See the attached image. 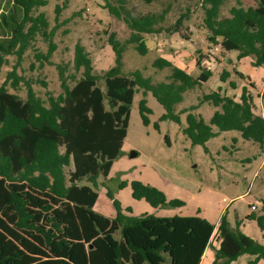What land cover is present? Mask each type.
Returning <instances> with one entry per match:
<instances>
[{
  "label": "trees",
  "instance_id": "16d2710c",
  "mask_svg": "<svg viewBox=\"0 0 264 264\" xmlns=\"http://www.w3.org/2000/svg\"><path fill=\"white\" fill-rule=\"evenodd\" d=\"M200 1L212 34L209 41L221 42L226 50L237 51L238 59L250 57L254 66L264 68V0L248 5L235 0L227 16L222 15L227 0ZM48 3L0 0V70L10 64V57L16 58L0 85V264H199L215 228L209 220L136 215L111 191L107 194L115 216H107L95 209L99 178H109L115 160L123 154L138 92H151L164 107L161 120L180 122V114L186 112L183 131L194 145L208 150L211 138L237 130L242 138L264 149V117L254 111L252 90L243 86L237 100L219 87L203 93L198 105L178 112L185 95L207 82L213 71L202 67L195 77L167 58L157 57L153 67L168 72L163 80L145 76L140 69L125 73L128 44L146 55L145 34L178 32L182 20L164 27L165 9L161 15L145 12L135 16L127 8V0H117L107 1L106 7L126 23L130 34L125 40L118 39L115 32L109 37L115 65L103 74L95 73L90 53L77 43L74 73H68L70 63L57 65L62 90L55 94L47 89L42 96L34 87L36 80L22 73L21 66L30 51L36 58L30 70L52 64L58 48L54 39L57 26L50 29L46 12L40 10ZM61 10L57 5V22ZM39 36L48 44L46 51L36 46ZM197 62L200 66L201 60ZM234 72L249 80L244 73ZM231 75L224 69L220 80L229 81ZM41 82L48 86L47 81ZM229 85L234 90L238 87L233 80ZM250 85L255 87L253 82ZM22 88L25 96L19 93ZM261 99L264 106V91ZM204 102L216 108L209 121L195 112ZM139 112L143 124L149 125L152 109L145 97L139 102ZM128 185L134 199H143L154 208L184 205L139 180L122 181L119 188ZM248 218L264 231V215L252 213ZM216 240L219 246L214 247L212 264H231L245 254L253 256L248 264L264 259V242L244 233L239 224L231 226L226 214L220 219Z\"/></svg>",
  "mask_w": 264,
  "mask_h": 264
},
{
  "label": "rangeland",
  "instance_id": "374dc122",
  "mask_svg": "<svg viewBox=\"0 0 264 264\" xmlns=\"http://www.w3.org/2000/svg\"><path fill=\"white\" fill-rule=\"evenodd\" d=\"M107 1L115 3L117 0H49L48 5L40 9L46 12L50 29L57 26L54 39L58 48L51 57L52 64L46 63L41 69L30 70L31 62L36 60L35 52L30 51L21 66L22 73L36 80L34 87L40 95L45 96L47 89L55 94L61 92L57 65L70 63L68 73H74L77 43L84 45L90 53L95 73L103 74L115 65V53L108 42L109 37L115 32L118 39L125 40L129 37L130 29L123 20L110 13L106 7ZM253 3V0H244L245 5ZM235 4V0H227L222 6V15H229L230 8ZM57 5L62 6L58 22L55 20ZM127 8L135 16L145 12L161 15L165 9L167 13L161 22L164 27L177 25L180 20L182 23L175 33L164 30L161 33L145 34L144 40L149 48L146 55H141L133 44H128L124 52L125 73L140 69L145 76L163 80L168 72L153 67L157 57L169 58L196 77L200 75L202 67L212 69L213 75L207 82L185 95L184 102L178 106L179 112L191 105H198L203 93L218 91L221 73L228 69L232 72L228 80L235 81L240 87L234 90L229 85L228 93L239 100L243 86H248L252 89L254 100L258 101L254 103V111L264 117V107L257 94L264 85V68L253 66L250 58H244L246 60L242 68L251 76L247 75L249 80L242 79L234 72L241 60L237 58L236 51L226 50L220 42L215 56L211 55L210 49L214 44L209 41L212 34L205 24V12L200 0H127ZM36 46L46 51L48 44L39 36ZM198 59L201 60L200 66ZM15 61V57H10V64L0 70V85L6 78V71L12 68ZM81 74L82 71L76 75L80 77ZM40 80L47 81L48 86L45 87ZM251 82L256 88L251 87ZM242 83L245 85L241 86ZM19 93L25 96L26 90L22 88ZM142 98V92L135 95L122 156L115 160L109 178H99V199L95 205L97 211L115 216L108 191L121 201L124 208L131 207L137 215L152 213L170 217L163 216V211L171 210L178 215L202 216L204 212L211 222L218 218L221 205L227 203L223 202L224 198H235L231 210L237 207L239 211L246 212L252 210L248 206L250 201L261 203L264 200V149L258 143L242 138L237 130H229L211 138L206 144V150L203 145H194L185 135L183 129L187 124L186 112L180 114V122L161 120L165 110L151 92L148 96V104L152 109L150 124L144 125L139 112ZM215 109L213 105L204 102L199 104L195 112L209 121ZM156 123L159 124L158 129ZM132 151H137V156L131 157ZM132 180L153 185L171 199L184 201V205L154 208L143 199H134L129 185L119 188L122 181L130 183ZM247 229H255L256 234L261 236L253 220L248 221ZM116 236L119 237V232ZM213 240L214 237L212 243ZM248 257L250 255L245 254L232 264H248ZM207 260L203 258L202 264H206Z\"/></svg>",
  "mask_w": 264,
  "mask_h": 264
},
{
  "label": "crops",
  "instance_id": "0c3cea01",
  "mask_svg": "<svg viewBox=\"0 0 264 264\" xmlns=\"http://www.w3.org/2000/svg\"><path fill=\"white\" fill-rule=\"evenodd\" d=\"M236 54L238 55V52L236 51ZM236 55V56H237ZM165 58V57H164ZM246 58H250V57H246ZM168 60H170L169 58H167ZM251 59V58H250ZM246 59H244V58H242L241 60H240V64H238L237 65V69L238 70H240V72H242V73H244L245 75H250L249 73H247V71H244V69L242 68V65H243V63H244V61H245ZM170 61H172V60H170ZM173 62V61H172ZM251 62H252V59H251ZM174 63V62H173ZM175 64V63H174ZM252 64V63H251ZM175 65H177V64H175ZM177 66H179V67H181V68H183V69H186L184 66H182V65H180V64H178ZM254 66V65H253ZM236 69V70H237ZM187 70V69H186ZM228 70V69H227ZM188 71V70H187ZM229 71V70H228ZM189 73H190V71H188ZM251 76V75H250ZM196 77V76H195ZM244 81V80H243ZM243 85H245V83H242V85L241 86H243ZM228 86H229V81H226V82H220L219 84H218V88L219 87H221L222 88V92H225V93H227V94H229L228 93ZM237 88H240L239 86L237 87ZM255 88H256V85H255ZM252 90V89H251ZM238 91V90H237ZM263 91H264V85L262 86V89L261 90H259L258 92H257V94H258V99H259V102L260 103H262V105H263V102H262V99H261V95H262V93H263ZM138 93H140V92H138ZM137 94V93H136ZM142 94H143V92H142ZM237 94H239V93H237ZM148 96H149V92H147V94L146 95H144L143 94V97H145L146 98V100H147V105L150 107V105L148 104ZM135 98V97H134ZM134 102V101H133ZM258 101H256V100H254V103H257ZM264 107V106H263ZM151 108V107H150ZM164 108V107H163ZM165 110V109H164ZM150 115V114H149ZM130 126V125H129ZM129 130V129H128ZM124 146V145H123ZM113 166H114V164H113ZM113 168V167H112ZM112 170V169H111ZM112 172V171H111ZM110 172V173H111ZM111 175V174H110ZM130 186V185H129ZM131 188V187H130ZM172 194H174V192L172 193ZM167 197H168V199H171L168 195H167ZM234 199L235 198H231V199H227V198H224L223 199V202H226L227 201V203H225V204H222L221 205V207H220V212H219V214H218V218H216V220H214L213 222H211L208 218V216H207V214H204V212H203V215L201 216V217H203V218H206L207 220H209L214 226H215V228H214V231H213V234H212V237H211V239H210V243L208 244V246L206 247V249H205V251H204V253H203V255H202V257H201V260H200V263L199 264H202V260H203V258H207L208 260H207V262H206V264H212V262L214 261V259H215V251H214V247H218L219 246V243L217 242V230H218V225H219V222H220V219H221V217L224 215V214H226V216H227V218H228V220H229V222H230V224H231V226H233V227H235L237 224H239V227H240V229L244 232V233H246L247 235H249V236H251L252 238H254V239H256V240H258V241H260V242H264V231H262L261 229H260V227L258 226V223H257V221L256 220H254V219H249L248 217L252 214V213H256L257 215H264V211L262 210V207H263V203H264V200L261 202V203H256V201H250L249 203H248V206H249V208L250 209H252L251 208V205L252 204H255L256 206H257V209L256 210H254V211H250V212H246V211H239L238 210V208L237 207H235V209H233V210H231L230 208H231V206L235 203V201H234ZM230 200H232L233 201V203L231 204V203H229L230 202ZM97 204V203H96ZM164 212V214H163V216H170V217H172V216H176V215H178V214H175V213H173L171 210H169V211H163ZM166 212H169V213H166ZM133 214H135L134 212H133ZM200 214H202V211L200 212ZM137 215V214H136ZM178 216H186V215H183V214H181V215H178ZM250 220H253L254 222H256V224H257V226H258V228H259V230H260V232H261V236H260V234H256V230L255 229H252V230H248L247 228H248V221H250ZM247 229V230H246ZM248 231V232H247ZM213 237H214V240H213V243H212V239H213ZM208 253V254H207ZM242 256H244V255H242ZM253 258V256H251L250 255V257H248L247 258V263L249 262V260H251ZM234 262H236V261H233L232 263H234ZM231 263V264H232ZM258 264H264V259H261L260 261H259V263Z\"/></svg>",
  "mask_w": 264,
  "mask_h": 264
},
{
  "label": "built area",
  "instance_id": "2783aa9c",
  "mask_svg": "<svg viewBox=\"0 0 264 264\" xmlns=\"http://www.w3.org/2000/svg\"><path fill=\"white\" fill-rule=\"evenodd\" d=\"M220 42L219 43H214V45H213V47L210 49V53H211V55L212 56H215V54H216V51H218L219 50V47H220ZM208 68V67H207ZM208 69H210V68H208ZM212 70V69H211ZM251 208H252V210H256L257 209V206L255 205V204H252L251 205Z\"/></svg>",
  "mask_w": 264,
  "mask_h": 264
},
{
  "label": "water",
  "instance_id": "95a60500",
  "mask_svg": "<svg viewBox=\"0 0 264 264\" xmlns=\"http://www.w3.org/2000/svg\"><path fill=\"white\" fill-rule=\"evenodd\" d=\"M137 154H138L137 151H132L130 155H131V157H135V156H137Z\"/></svg>",
  "mask_w": 264,
  "mask_h": 264
}]
</instances>
